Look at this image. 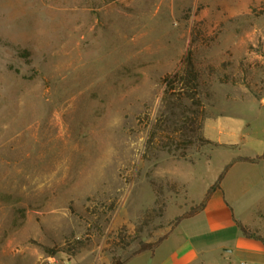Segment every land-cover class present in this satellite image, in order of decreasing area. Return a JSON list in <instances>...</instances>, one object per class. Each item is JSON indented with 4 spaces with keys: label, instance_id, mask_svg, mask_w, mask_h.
Listing matches in <instances>:
<instances>
[{
    "label": "rangeland",
    "instance_id": "1",
    "mask_svg": "<svg viewBox=\"0 0 264 264\" xmlns=\"http://www.w3.org/2000/svg\"><path fill=\"white\" fill-rule=\"evenodd\" d=\"M259 9L260 0H0V264L125 258L136 243L125 250L112 241L122 228L133 234L155 205L151 180L163 183L165 208L144 240L198 204L232 158L262 154ZM188 50L211 143L186 158L144 157L163 77L182 68ZM221 194L264 238V158L232 163ZM190 224L182 221L156 257L147 253L137 264H158L167 246L192 236ZM235 230L207 234L212 249L193 264H264L259 240L248 252L219 247ZM76 238L84 245L72 255L44 249Z\"/></svg>",
    "mask_w": 264,
    "mask_h": 264
},
{
    "label": "trees",
    "instance_id": "2",
    "mask_svg": "<svg viewBox=\"0 0 264 264\" xmlns=\"http://www.w3.org/2000/svg\"><path fill=\"white\" fill-rule=\"evenodd\" d=\"M258 13L264 14V0H260ZM163 83L161 110L148 129L143 156L151 158L157 156L160 152H167L186 158L189 149L211 143V140L202 133L204 108L199 95L200 71L193 60L191 50L187 51L182 68L166 74L163 77ZM262 158H264V151L255 157L237 156L232 158L224 165L215 181L209 185L204 197L198 204L193 205L188 211L171 219L168 222L169 229L162 235L153 240H144L141 233L147 226L152 225L151 223L156 217L163 215L165 208V202L161 197L163 183L151 180L152 187L156 192L155 205L146 208L140 214L133 234H128L122 228L112 241L115 248L126 250L133 243H136V247L125 258L115 255L110 264H124L128 259L141 252H153L180 221L192 217L204 209L211 194L221 188V181L232 163L239 160L256 162ZM235 224L245 237L254 238L264 243V238L254 234L248 225L238 220H235ZM152 228H157V226ZM147 235L151 236L152 233L148 231ZM66 243L69 244V247H62L61 249L45 247L44 249L48 255H54L59 250L72 255L84 245L82 239L77 238L72 242L67 240Z\"/></svg>",
    "mask_w": 264,
    "mask_h": 264
},
{
    "label": "crops",
    "instance_id": "3",
    "mask_svg": "<svg viewBox=\"0 0 264 264\" xmlns=\"http://www.w3.org/2000/svg\"><path fill=\"white\" fill-rule=\"evenodd\" d=\"M197 215H202L199 220L196 218ZM191 221L190 227L194 226L191 231L193 232L190 238L183 240H177L174 247L167 246L158 264H193L199 260V258L205 254L208 250L212 249L209 245L207 234L223 233L227 230H232L236 226L235 220H237L232 213L231 208L224 201L221 194V188L215 190L209 197L205 207L196 215L183 219ZM167 235V237L155 248L153 252L144 251L141 252L130 259H128L124 264H137L136 260L145 254H150L151 258L156 257L161 250L166 246V243L172 239L175 231L180 226L181 222ZM203 224L204 229L201 236V231L196 229L198 223ZM200 225V226H201ZM240 230L236 226V230L233 231V236L228 235L224 237L223 242L219 245L220 248H227L231 246L234 250L248 252L254 249H259L257 244V239L248 238L242 235ZM193 238L195 240H193ZM260 241V240H259ZM229 249V248H228Z\"/></svg>",
    "mask_w": 264,
    "mask_h": 264
},
{
    "label": "water",
    "instance_id": "4",
    "mask_svg": "<svg viewBox=\"0 0 264 264\" xmlns=\"http://www.w3.org/2000/svg\"><path fill=\"white\" fill-rule=\"evenodd\" d=\"M224 249H228V248H224ZM229 250V249H228Z\"/></svg>",
    "mask_w": 264,
    "mask_h": 264
}]
</instances>
